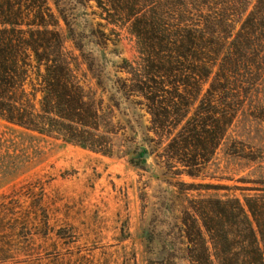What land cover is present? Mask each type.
I'll use <instances>...</instances> for the list:
<instances>
[{"label":"rangeland","instance_id":"obj_1","mask_svg":"<svg viewBox=\"0 0 264 264\" xmlns=\"http://www.w3.org/2000/svg\"><path fill=\"white\" fill-rule=\"evenodd\" d=\"M140 1L48 0L52 12L67 19L68 24L60 18L57 29L65 36L64 47L79 57L83 70L90 65L101 76L105 94L97 79L88 77L98 96L103 94L105 105L112 96L118 99L113 123L120 122L122 129L113 137L114 154L105 156L0 119V264H191L187 213L206 212L217 225L218 210L236 207L230 200L246 210L247 201L264 210V18L251 36L254 47L239 57L227 49L241 41L237 36L246 16L228 15V31L233 32L223 41L219 63L202 83L200 98L191 100L193 107L184 114L180 95H186V88L152 75L159 60L148 58L142 39L132 33L138 21L132 9ZM231 1L210 0V8L222 15ZM194 8L190 5L188 12L193 21L200 12L211 13L207 7ZM168 14L170 26L182 18ZM197 24L204 28L203 19ZM209 62L204 61L208 67ZM230 62L238 66L227 67ZM160 79L166 91L160 92L157 106L166 125L154 130L144 96L124 97L116 88L136 87L142 80L160 87ZM229 106L231 123L220 139ZM194 127L206 151L184 132ZM181 135L191 143L189 159L199 164L195 177L173 155L174 139ZM239 222L225 224L234 232L231 241L244 240L236 233L244 229ZM209 248L218 264L210 242Z\"/></svg>","mask_w":264,"mask_h":264},{"label":"trees","instance_id":"obj_2","mask_svg":"<svg viewBox=\"0 0 264 264\" xmlns=\"http://www.w3.org/2000/svg\"><path fill=\"white\" fill-rule=\"evenodd\" d=\"M162 1L141 0L134 6L132 11L136 12L138 21L133 25L132 33L142 39L148 58L159 60L157 66H152V75L171 81L174 87L186 88V95H180L184 102L180 112L185 114V109L193 107L191 100L196 102L200 98L202 83L211 77L219 63L223 41L233 32L228 31L231 28L228 15L232 12L233 15L246 16L237 36L241 41H234L227 49L228 55L233 51L241 57L254 47L251 36L257 34L258 19L264 18V0H232L222 15L210 8V0H194L193 4L167 0L169 6L164 9ZM190 5H194L198 12L204 7L210 9L207 16L200 12L199 17L205 23L203 29L197 24L200 19L190 20ZM168 12L182 18L174 20V25L170 26V22L165 23L166 15H170ZM60 18L68 24L62 13L57 17L52 12L48 0H0V119L41 136L112 156L113 137L122 129L120 122L113 123L114 109H118L120 103L112 96L108 99L109 104L105 105L101 76L90 65L83 70L79 57L64 47L65 36L57 30L60 29ZM205 59L211 61L208 63L210 67L204 63ZM230 65L237 67L238 63L230 62L227 67ZM89 75L97 79L98 89L103 90L101 97L88 81ZM155 81L156 78L153 83ZM159 81L156 85L160 84V87H153L142 80L136 87L123 85L116 88L124 97L135 92L144 96L152 111L154 130L159 125H166V121L160 118L161 108L157 106L160 92L166 91L162 90L161 84L166 82ZM205 100L207 98L201 100L202 104L206 103ZM230 111L231 106L225 110V121L219 126L220 139L231 123ZM179 116L182 117L181 114ZM191 120L187 122L189 126ZM184 130L191 134L195 147L208 149L207 144L201 141L198 129ZM184 136L174 139L175 150L172 152L187 169V174L195 177L199 164L189 159L186 150L191 143ZM145 153L147 150L144 148L143 155ZM228 203L236 207L218 210L220 223L217 225L206 212L194 210L195 215L186 214L184 227L191 247V264H214L209 242L218 264H264V210L249 201L246 202L248 211L238 200ZM238 221L244 226V229L236 230L237 235L244 239L242 242L231 241L230 236L234 232L229 226L225 228V224L236 226ZM246 240L250 243L244 245ZM238 248L241 253L237 252Z\"/></svg>","mask_w":264,"mask_h":264}]
</instances>
